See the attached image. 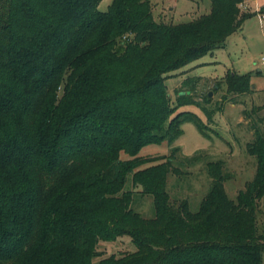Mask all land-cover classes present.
Returning a JSON list of instances; mask_svg holds the SVG:
<instances>
[{
	"label": "trees",
	"instance_id": "trees-1",
	"mask_svg": "<svg viewBox=\"0 0 264 264\" xmlns=\"http://www.w3.org/2000/svg\"><path fill=\"white\" fill-rule=\"evenodd\" d=\"M101 1L0 0V264H262L263 134L248 146L246 189L230 199L213 162L196 212L168 190L171 173L185 175L179 149L141 154L172 144L184 122L204 134L197 115L178 112L196 105L211 119L210 94L206 105L194 97L200 77L183 81L176 104L166 81L225 48L254 13L210 0L208 14L175 24L157 22L151 0L105 12ZM224 81L229 94L251 91V73ZM136 194L152 198L151 218L132 208ZM124 238L135 251L106 254Z\"/></svg>",
	"mask_w": 264,
	"mask_h": 264
},
{
	"label": "rangeland",
	"instance_id": "rangeland-1",
	"mask_svg": "<svg viewBox=\"0 0 264 264\" xmlns=\"http://www.w3.org/2000/svg\"><path fill=\"white\" fill-rule=\"evenodd\" d=\"M112 2L102 0L99 10L107 11ZM151 3L157 22L186 23L191 21L192 14L198 12L196 3L191 0H151ZM207 4V0L201 4L202 13ZM244 7L247 10L241 8L242 11L253 12L259 7L264 8V0H244ZM244 24L243 33L240 31L236 34L225 49L206 55L166 81L170 98L176 104L179 94L188 91L182 87L183 81L190 77H200L193 91L194 97L206 105L205 95L210 94L211 103L207 106L212 111L211 119L196 105L183 106L178 112L197 115L203 124L204 134L193 122H184L181 126L182 135L172 144L151 145L141 152L143 155L170 156L173 149H179L175 166L185 175L177 177L171 173L168 177V190L173 201L188 199L191 211H198L209 189V164H224V175L229 176L225 189L232 200H236L238 193L246 189L255 175L256 159L249 154L248 146L253 143L257 132L264 135V19L253 15ZM229 70L239 75L251 73L252 87L249 93H227L224 80ZM216 82H222V89H215ZM217 106H221V109H217ZM136 190L140 192L141 188ZM132 208L146 218L153 216V200L149 196L136 194ZM257 226L259 234L264 236V199L258 201ZM124 239L115 245L105 243L106 254L135 251L131 240Z\"/></svg>",
	"mask_w": 264,
	"mask_h": 264
},
{
	"label": "crops",
	"instance_id": "crops-1",
	"mask_svg": "<svg viewBox=\"0 0 264 264\" xmlns=\"http://www.w3.org/2000/svg\"><path fill=\"white\" fill-rule=\"evenodd\" d=\"M191 1L195 2L196 5H197V7H198V12H195L194 14L191 15V20L194 19V18H196V17H198V16H200V15L208 14V13L210 12V0H207L208 4H207V7H206L205 9H203V12H204V13H202V12L200 11V8L202 7L201 4L203 3L204 0H191ZM255 2H256V1H255ZM258 10L261 11V15H263V19H264V8H260V7H259ZM200 12H201V13H200ZM253 13H254L255 16H258L257 10L253 11ZM154 18H155V16H154ZM155 20H156V19H155ZM260 21L263 22V20H260ZM261 24H262V23H261ZM244 25H245V24H244ZM243 31H244V27H243V29H242V31H241L240 33H243ZM236 34H239V32L233 34L232 36H230V37L228 38L225 48L229 45L230 41H231L232 39H234V36H235ZM236 41H237V40H236ZM225 48H223V49H225ZM229 72H230V70H229ZM259 72H261V70H259ZM246 74H247V73H246Z\"/></svg>",
	"mask_w": 264,
	"mask_h": 264
},
{
	"label": "built area",
	"instance_id": "built-area-1",
	"mask_svg": "<svg viewBox=\"0 0 264 264\" xmlns=\"http://www.w3.org/2000/svg\"><path fill=\"white\" fill-rule=\"evenodd\" d=\"M241 7H242V8H247V7H244V3L241 4ZM257 13H258V17H259L260 19H263V15H261V11H260V10H257ZM263 61H264V59H263Z\"/></svg>",
	"mask_w": 264,
	"mask_h": 264
}]
</instances>
